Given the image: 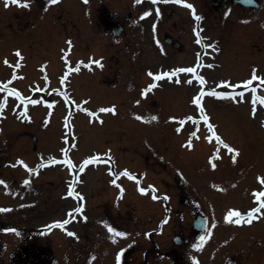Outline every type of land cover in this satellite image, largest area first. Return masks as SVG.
Here are the masks:
<instances>
[{"label": "rangeland", "instance_id": "1", "mask_svg": "<svg viewBox=\"0 0 264 264\" xmlns=\"http://www.w3.org/2000/svg\"><path fill=\"white\" fill-rule=\"evenodd\" d=\"M101 2L107 3L106 0ZM4 3L6 2L0 0V82L12 79L9 86L5 85L6 81L3 82L6 91L8 88H13L18 90L23 97L38 101L36 104L32 103L27 118L20 117L9 103L3 108V117L0 118V129H3L0 132V164L4 165L8 162L6 168H1L4 170L13 168L6 175L14 174L15 188L22 190L23 197L33 195L38 200L34 209L23 204V210L17 214L18 216L30 214L33 217H40L42 216L40 208H44V216H47L44 222L50 220L53 212H55V218L58 219H55L56 221L78 218L79 215L74 209L80 205L73 201L74 198L68 197L70 196L68 185H73L75 180L73 187L77 192L81 185L80 179L86 181L85 185L82 183L83 188L91 196L93 195L89 199H93L96 206L103 208L104 203L102 202L110 200V202H115L114 208L118 213L128 215V205L132 201L135 213L141 216H138L139 219H136V223L131 228L137 227L138 229L141 220L144 218L148 221L151 216L154 220L146 224V227L153 228V223L158 220V215L164 213L166 205L171 210L177 207L179 209V206L183 209L184 203L178 197L182 192L178 191V186H160L159 200H155L151 194H148L150 199L143 198L147 195L143 194L145 192L140 191L141 197L139 194L134 195L138 191L139 183L132 178L133 176L118 175L124 169L132 172L138 179L143 176L144 181L147 178L150 181L160 179L151 169H160L166 174L179 171L185 176L184 179L187 182L183 185L186 188L183 195H192L198 201L207 200L208 178L206 180L203 176L200 179L205 171L201 169L203 161L199 160L198 167L193 162L202 154L201 157L206 159L207 153H214L217 144L215 141L209 143L205 138L210 133L207 129V122L202 121L199 123V138H193L194 146H186L189 134L197 125L192 121L182 124V120L188 114L196 116L199 113V110H191L188 103L189 92L193 96L199 88L193 86L192 89V85L187 82L190 79L189 75L179 74L156 79L161 70L170 67L178 68L184 64L193 67L194 56L203 57L202 44H195L191 34L188 35L187 27H183L182 31L169 27L174 36L181 35L180 48L183 51L179 48L181 55L174 57L164 48V27L169 26L171 21H168L166 17L160 21L148 23L145 27L142 25L138 27L137 21L141 18H137V14L140 7L134 12L135 18L130 26L127 21L128 28L119 36L120 38H115L111 33L108 35L102 33L101 30L105 29L98 27V0H60L57 4H50L44 0H31L30 7H19L9 3L10 6H5ZM82 4L84 7L87 6V13L83 11ZM107 4L113 9L114 5ZM114 7L124 9V13L129 9L132 10L129 0L120 2ZM43 8L47 12L45 16L40 17ZM158 26L161 36L159 32H154L155 27ZM244 28L245 32L253 35L250 32L251 27L245 26ZM235 30L237 26L228 27L227 34L233 36L232 32ZM91 37H96V43L89 45L87 41ZM69 40L72 41L71 46L67 43ZM251 41H256L258 46L263 48L261 51L257 50L259 53L257 57L255 53L246 55L240 53L239 56V49L236 47L231 53L235 55L232 56L233 59L224 55L225 57L221 60L218 58L219 63L212 64L211 69L201 71L208 81L207 84L221 88L220 90L237 91L251 77L254 67L258 68V75L264 76V32L255 34L254 39L249 40ZM220 45L225 53L230 50L231 46H236L230 39L221 42ZM69 48L70 51H68ZM16 49L21 50L24 56L23 61L15 55ZM73 49L74 52H72ZM111 51L115 54L110 55L111 62L108 64V70L92 64L91 67L68 73L64 81L65 65L68 60L77 63L80 59L91 57L90 55L107 57ZM252 51L255 52L256 48ZM5 58L10 61L9 64L4 63ZM257 58L262 61L249 62ZM197 60L199 62L198 58ZM208 61L214 62L215 60L211 58ZM132 62H134L133 66ZM144 62L149 65H143ZM17 63L21 65L19 68L14 67ZM135 64L137 69L134 68ZM145 67L148 71L144 70ZM149 72L153 75H149ZM221 81L229 83L221 84ZM257 82L264 83L259 80L255 83ZM151 84H155L156 87L149 92L147 97L143 96V90ZM61 92L68 93L69 102L62 101L66 97H61ZM42 97H46V100ZM1 98L0 96V102H2ZM48 98L57 101L58 104L54 107L52 102L47 101ZM137 100L140 101L139 104L136 103ZM219 100L217 97L208 96L204 100V105L211 122L217 125V131L225 139L224 128L227 130L228 126L225 127L223 123L219 125V121L224 120L226 116H230L229 123L233 122V124L249 121L247 120L249 113L242 106L243 103H240L242 98L238 99L237 104L219 103ZM72 101H78L80 105L92 110L115 105L117 111L115 113L100 112L98 116H91L77 110ZM179 102L181 103L178 104ZM188 106L189 111L186 112ZM138 116H144L146 120H141ZM152 117H158V119H152ZM170 117L178 119L172 120ZM101 119L103 123H100ZM177 128L181 130L177 131ZM30 130L37 134V141L30 136ZM260 134L264 139V132L260 131ZM74 136L76 140H73ZM241 140L242 138H238L237 141ZM33 144L37 147L33 148ZM65 150L76 167L61 163L51 165L53 169L41 172L40 175H28L16 159L21 156L35 166L41 156L65 157ZM221 150L225 149L221 148ZM97 155L99 156L98 162H93L88 167L83 166V162L89 156ZM146 168H150V171H147L148 177L146 171H143ZM52 178L54 183L49 181ZM113 180L117 183L113 184ZM25 181L28 182L25 183ZM5 182L11 186V178ZM144 184L147 185V183ZM132 188L134 190L131 197L128 191ZM49 195L51 200L49 198L46 203H43ZM4 197L0 196V200L8 201ZM79 198L82 200L83 195ZM17 202V199H11L12 204ZM63 207L68 209L66 210L67 217L71 215L70 218L67 219L64 216ZM185 211L188 214V211ZM16 212L18 211H14L12 216ZM95 221L94 218L93 228L97 234L100 226ZM75 223L76 230L82 227L80 223ZM44 226L49 227L47 224ZM58 228H54L53 232L50 231L58 255L61 258L64 251L72 246V258L76 259L79 251H76L75 246L79 247L78 245L84 241L73 242L67 238L65 240L63 237L65 233ZM167 231L171 232L169 228ZM162 236L153 237V241H159L161 238L165 241L166 237ZM42 237L46 240L44 235ZM105 239H108L107 242L111 240L114 246L118 245L111 234L103 236V232L100 233V237H95L93 242L102 243L101 246H104L106 245ZM143 242L146 241L143 240ZM63 243L65 248L62 246ZM84 255L85 252L80 257L84 258ZM222 257L223 254L220 252L218 262ZM107 260L111 262L108 257ZM94 264H101V262L96 260Z\"/></svg>", "mask_w": 264, "mask_h": 264}, {"label": "flooded vegetation", "instance_id": "2", "mask_svg": "<svg viewBox=\"0 0 264 264\" xmlns=\"http://www.w3.org/2000/svg\"><path fill=\"white\" fill-rule=\"evenodd\" d=\"M235 1L236 0H194L192 5L195 6L196 14L202 16L203 19L197 20L196 16L192 15L190 18L191 21L193 20V26L197 24L198 28L203 26L207 27V25L222 27L229 18L238 16V13L242 19L245 17L250 18L249 21L251 22V27L260 28L263 26L264 0H257L259 3L258 7H246L240 3H236ZM140 4L141 6L139 13L137 14V18L141 19L137 21L138 27L141 25L145 27L148 23L153 22L161 16L164 18L165 15L170 18L176 15V19L173 20V24L176 25V28H178L180 23H182L180 13L183 12V10L176 8L173 0H157L156 3H154L153 0H142ZM222 4H224V8L220 9L219 7ZM150 6H163V8H156L151 10V14L149 16H143V13L148 11ZM157 9H159V11H157ZM131 14L133 13L131 12ZM252 18L254 21L251 20ZM111 25H113V23ZM226 214L227 212L224 213L225 217ZM12 221L13 220L6 219L7 226L5 228V232L10 233L6 239L7 242H5V238H3L2 234H0V264H72V249H66V251H64L63 257L61 255L62 260L60 259V256L57 255L59 256L58 260L56 257V251L54 250L52 244V239L47 237L46 240H42L37 224L36 226H29L26 229H14V226H16L17 223H11ZM0 223L2 224V222ZM10 229H14L15 231H11ZM16 230L20 233H17ZM226 230L227 229L224 223V232L227 236ZM262 233H264V231L260 229V227L246 229L240 226L237 229V237H235L237 240L247 241L248 239L249 241H254L257 248L251 245L249 246V251H251L254 255V259H245L243 261L235 259V264H264V237ZM125 254L129 260L123 264H134L133 251L128 249L125 251ZM80 256L81 251L79 250V254L73 264H86L85 260L80 259ZM237 256L240 255L238 254ZM179 263H181V260H179Z\"/></svg>", "mask_w": 264, "mask_h": 264}, {"label": "snow or ice", "instance_id": "3", "mask_svg": "<svg viewBox=\"0 0 264 264\" xmlns=\"http://www.w3.org/2000/svg\"><path fill=\"white\" fill-rule=\"evenodd\" d=\"M30 2L31 0H8V3L11 4V3H15L17 5H21V6H26V7H30ZM60 0H49V3L50 4H57L59 3ZM137 3H140L142 2V0H136ZM154 3L157 2V0H153ZM176 3H180V4H185L187 3V0H175ZM7 6V5H6ZM187 6L189 8L192 9V12H193V15L196 16V19L197 20H200V19H203L202 16H199L196 14V10H195V6L192 5V4H187ZM157 11H159V9H157ZM151 14V11H145L143 13V16L147 17ZM199 32H197V36H199ZM199 42V41H198ZM69 44V46H71L72 44V41L69 40L67 42ZM206 47H209V48H214L215 45L214 44H207L205 45ZM71 49L69 48L68 51H70ZM15 55L19 58L20 61H23L24 60V56L22 55V52L20 49H16L15 50ZM65 60H67V57H65ZM5 64H9L10 61L5 58V61H4ZM80 63H84V61H80ZM96 64L98 65L99 67L103 68V63H102V60H92L88 66L91 67L92 64ZM21 65L20 63H17L16 65H14V67L16 68H19ZM69 70L71 71V67H69ZM79 67H76L75 68V71H79ZM180 72H188V73H196L197 72V69L195 67H188V68H176L174 69L172 72H167V71H162L159 75L156 76V79L159 80L161 79L162 77L164 76H171L175 73H180ZM258 73V68L254 67L253 68V71H252V75L251 77L245 82L246 84L248 85H252L253 81H264V76H260L257 74ZM149 75H153V73L149 72ZM196 80H198L201 84H207L208 81L206 80V78L203 76V75H196ZM45 79L47 80V77H45ZM63 79H67V77H64ZM189 84L192 83V80L189 79L187 81ZM2 83V82H0ZM8 83H11V81H9ZM221 84H227L229 83L228 81H221L220 82ZM156 85L155 84H151L149 85L147 88H145L142 92V95L147 97V95L149 94V92L155 88ZM5 91V88H0V92H3ZM7 91L9 92L10 95H13V96H16V97H19L22 101H27V98L23 97L21 95V93L16 90V89H13V88H8ZM53 91H56V89H53ZM253 91V99H252V103H253V106H254V110L252 112V115L255 116L256 115V103L257 101L260 103V104H264V96H260V95H257L255 94L256 93V89H252ZM62 96L66 97V98H70L68 97V93L67 92H61L60 93ZM212 95L214 97H218V98H233L235 99V95L232 93V92H229V91H217L216 88H210L208 90H205L204 88H201L199 90V92L194 96L193 98V101L192 103L196 106H198L199 108V119H197L196 116H188L186 118H184L182 120V124L184 123H187L188 121H192L193 124L197 125V127L189 134V139L187 140L186 142V146H189V147H193V138H199V122L200 120H203L205 122H207V129H208V132L210 133L207 137H205L209 142H212L213 140H215L216 144H217V147L214 149V153L215 155L214 156H210V161H211V167L213 169H215L218 165L216 163V159L220 157V154H221V148H225L227 149L230 153H233L234 156H233V162L235 163L236 162V157L239 156L240 154V150L234 146H232L231 144L227 143L225 141V139L222 137V135L219 134V132L217 131V125L212 123L211 122V118L210 116L208 115L207 111H206V108H205V105H204V101H203V98L206 96V95ZM241 96V98H243L244 96V93L241 92L239 94ZM31 103L33 104H36L38 103V101L36 100H32ZM47 103V102H46ZM52 103H56L55 101H53ZM137 104L140 103L139 100L136 101ZM7 104H8V96H4L3 97V100L2 102H0V113L3 112V108L7 107ZM85 112H90L91 110L88 109L87 107H85L83 109ZM25 111H27V108H25ZM117 111L116 109V106L115 105H112L110 107H101L99 109V112L101 113H104V112H112V113H115ZM91 115L92 116H97V112L95 111H91ZM139 119L141 120H146V117L144 116H138ZM152 119H158V117H152ZM170 119L172 120H176L178 119L177 117H170ZM100 123H103V120L101 119L100 120ZM181 128H177V131H180ZM3 129H0V132H2ZM110 154V152H109ZM99 161V156H89L84 162L83 164L84 165H88V164H91L93 162H98ZM19 163L21 165H23L25 168H28L29 171H36L35 169H32V168H29V166L25 163V161L23 159H21L19 161ZM63 163L69 165V167H76L75 163L73 162V160L68 156L67 154V151L65 150V158H64V161ZM45 165L44 164H41L40 167H44ZM81 171H83V167H81ZM109 171H111V169H109ZM118 175H127V176H132V173L130 171H128L127 169H124L122 173H119ZM132 178H135V177H132ZM259 181L261 184H264V176H260L258 177ZM28 181H25V183H27ZM4 183V181L0 180V184ZM113 184H116L117 181L116 180H113L112 181ZM75 184V180L73 181V185ZM73 185H69V195H75V196H78L79 194L75 192L74 190V187ZM140 191L141 192H145L146 189L145 188H140ZM255 196L256 198L259 200V206H256V207H253L251 208L250 210H248L247 212H242L240 210H236V209H232L230 211L227 212L226 214V219L228 222H234L236 224H242V223H248L249 225L253 223L254 220H259L261 218H264V211H262V209H264V191H255ZM0 210H3V209H0ZM82 207H78L76 209H74V211L76 212H82ZM235 217V219H234ZM84 219L86 220L87 217L85 216ZM58 226L60 227H63L65 224L69 223L68 220H64V221H57L55 222ZM109 228V231L111 233H113V239L115 240L116 236H127L128 233L127 232H123V231H118L115 227H112L111 225L108 226ZM11 231H15L14 229H10ZM70 235H73V236H76L77 234L75 232H71ZM207 237L205 236H201L200 237V243H197L194 245V247H196L197 249H201L204 242L206 241ZM121 255H123V252H121ZM195 259V258H194ZM196 264H200V262L197 260Z\"/></svg>", "mask_w": 264, "mask_h": 264}]
</instances>
